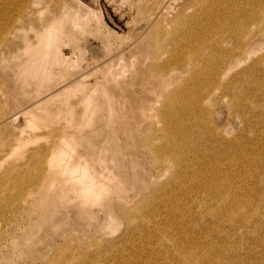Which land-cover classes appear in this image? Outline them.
<instances>
[{
	"label": "rangeland",
	"instance_id": "1",
	"mask_svg": "<svg viewBox=\"0 0 264 264\" xmlns=\"http://www.w3.org/2000/svg\"><path fill=\"white\" fill-rule=\"evenodd\" d=\"M164 130L191 144L177 181L150 159ZM222 153L235 184L208 164ZM261 159L264 0H0V264H188L187 248L264 264L263 214L214 215L258 201Z\"/></svg>",
	"mask_w": 264,
	"mask_h": 264
},
{
	"label": "bare ground",
	"instance_id": "2",
	"mask_svg": "<svg viewBox=\"0 0 264 264\" xmlns=\"http://www.w3.org/2000/svg\"><path fill=\"white\" fill-rule=\"evenodd\" d=\"M64 32H65V26L63 24L60 25V26L59 25L57 26L55 21L49 23L46 26V29H45V33H46V38L47 39H50V38H53V39L59 38ZM222 34L224 36L227 33H226L225 30H222ZM219 40L220 39L218 38L217 39V42H216L217 45H214V46L216 48H219L221 50H224V49H222V48L219 47V45H218V41ZM31 49H29V50H31ZM46 49H44V50H46ZM33 51H34V49H33ZM29 53H31V52H29ZM189 53L192 54L194 52L191 53V51L189 50L188 54ZM185 54H187V53L185 52ZM190 54H189V57L186 56V55L184 56V54L182 56L175 54V56L173 57L172 61L176 64V68L179 67V69H183V71L186 70L188 68V65H191L192 64L191 62L193 61L191 59L192 57L190 56ZM198 55H199V51H196L194 53V56H198ZM40 57L35 58L33 62H38L39 59H40ZM203 58L205 60L207 59V58H205V56L203 55V52H202V61H198V62H200L201 63V66L203 65L204 68H206V71H208V73H206V76L208 77V81H209V79H211V82L213 81V79H216V80L219 79L220 78V75L218 74V72L213 71V70L207 68L205 66V64H204ZM195 71H196V74H197L198 77L201 76V74H203V71L201 70V67L199 65L197 67V70H195ZM198 71H200V72H198ZM157 78H159V75H157L154 79L158 80ZM149 82L151 84H153V87H155L156 85H158L152 79L149 80ZM206 89L207 88L204 86L203 88L199 89L198 92H194L193 97H194V99H196V101L194 102L196 107L197 106H200L201 105L200 103H202L204 101V99H207L209 97V90L208 89L206 90ZM205 90H206V92H205ZM57 96H59L58 93L55 95V97H57ZM184 98H185L184 94L180 96V99L182 101H184ZM156 100H157L156 102H159V99L158 98H156ZM44 102H47V101L46 100L45 101H39V102L35 103L34 105H32L31 107H29L27 109V114H30V115L31 114H35L36 115V113H34V112L37 109H40L39 107L43 106ZM187 107H188V105H186L184 109H187ZM170 119L173 120L174 119V116L173 117H170ZM162 135L164 137L162 139L164 140L165 148H162L161 151L156 150V148L153 145H151L150 138H147V140H148L147 141V146H148V149H149V152H150V155H151L150 156V159H151V161L154 162L155 165H163V164H166V166H167L166 168L167 169H171L173 171L174 181H177V179H178V171H177V169H179V167H181V166L186 167L188 165L182 159L184 158V156L188 159V156L186 154V151L192 150L191 149V144H190V141L188 139L187 140H184L182 142H178L177 139L175 138V136H173L170 133V130H164L163 133H162ZM211 136L216 141H223L219 137V135L215 133V131L212 132ZM219 147L222 148V149H224V150L228 149V146L227 145H224V146H219L218 145V148ZM208 151H209L208 152L209 154H212L213 152H217V149H214L213 147L210 146L208 148ZM205 153L207 154V152H205ZM223 153L220 154L219 156H214V159H210L208 161V164L210 166H214L217 163L222 164V155H223ZM230 153H231L232 158H234V156L237 154L235 152H230ZM233 161H234V164L233 165L237 169L238 168V165H239V162H237L235 159H233ZM222 165L225 167L224 164H222ZM224 167H220V170L223 169ZM212 169H215V168H212ZM225 170L227 172L228 179L232 180V184H235V180H234L235 176H232L231 175V174H234L233 173V170L231 168L227 167V166L225 167ZM254 173H255V175L259 176V179L256 181V184H255L257 186L255 189L257 191H259V192H262V195L259 197L258 201L257 202L253 201V202H249L248 203L246 201H243L241 199V197H237L239 200L237 199L233 204H230V205L227 204L226 206L225 205H223V206L217 205V206H219V208L218 207L217 208H214V215H215V217L217 216L218 221L220 223H222L224 221V219L227 218V217L230 218V219H228L230 221L232 220V221H238L240 223H243L247 218L254 219V217H258L259 218L260 217V214H263L264 215V159H261L259 161V165L256 168V170H255ZM80 180H83V177L80 178ZM183 184H186V183H183ZM205 186L207 187V185H205ZM180 187L183 188V189H185V187L182 186V185ZM216 187L219 189V185L216 184ZM86 190H88L90 192V189L87 188V187H86ZM229 190H225L223 192L226 193ZM236 191H238V190H236ZM216 204H218V203H216ZM235 205H237L238 208L241 207L243 209H241V208L238 209ZM120 212L121 213H125L124 208H120ZM211 212H213V210H211ZM255 219H257V218H255ZM262 219L263 218L260 217L259 220L261 221ZM257 220H255V222ZM251 226L254 227V226H256V224L253 223ZM201 251L202 250L193 249V248H191V249L187 248L186 250H184V254L187 256L186 259L188 260V264H190V262H191V264H211L210 261H214V259L212 260L213 257H216L215 258L216 261H214V262H216L217 264H228V262H226V260L224 258H222V256L219 255V254H213V255H211L209 253L208 254H204ZM251 263H253V261H251Z\"/></svg>",
	"mask_w": 264,
	"mask_h": 264
}]
</instances>
